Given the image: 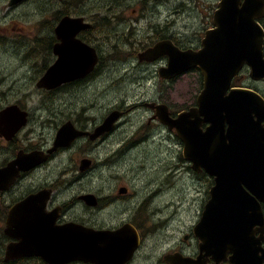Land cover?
Returning <instances> with one entry per match:
<instances>
[{
  "label": "flooded vegetation",
  "instance_id": "obj_1",
  "mask_svg": "<svg viewBox=\"0 0 264 264\" xmlns=\"http://www.w3.org/2000/svg\"><path fill=\"white\" fill-rule=\"evenodd\" d=\"M29 1L24 0L10 8L18 10ZM189 1L186 0V3ZM202 1H205L206 5L202 4V8H199L198 20L204 19L205 23H200V26L196 27V42L192 45L181 43L182 28L178 21L182 20L183 16V0H131L130 4L125 5L122 2L111 6V3L106 5L105 9L102 0H49L51 10L42 15L44 17L42 19L38 16L31 18L28 27L23 24L19 29L0 26V31L7 29L6 34L0 36V43L5 50L9 36L22 37L25 34H28V42L24 41L16 49L14 44L13 50L25 47L31 53L34 50L38 51V41L46 43L48 50V58L43 62L33 59L20 60V67H23L20 78L36 88L40 96L32 95V92L27 93L26 90L21 98L17 97L0 104V113L10 106L17 105L15 111L19 116L26 114L25 125L17 130L14 127L10 128L7 116L0 121V170L9 167L19 155L27 159L33 156L38 158L37 163L29 169L0 173V264L25 262L52 264L47 261L51 257L49 254L57 255L55 251L59 249L62 255L64 248L70 250L71 243H63L67 239L65 236L55 246H50L45 241L54 237L56 232H59L56 237L60 236L65 230L68 231L69 236L73 235L74 239L83 237L88 231L120 233L132 229L136 234L126 244L118 243L117 247L123 249L119 253V258L112 259L113 256L98 258L96 245L91 242L86 244V239L80 244L71 245V247L79 246L80 251H83L82 258L63 264L99 262L189 264L188 262L197 260L204 254L205 264H237L242 259V255L245 256L242 250L234 252V249L240 248L235 243H227L222 248L215 245L217 248L215 255L202 249L204 236L210 237L214 243V236L208 234V229L200 228L199 224L206 205L214 199L216 177L203 168L195 169L191 162L184 159L182 151L180 156L173 155L172 158H165L159 162L158 167L154 169L157 178L153 185H137L133 176L126 172L129 185L119 186L115 193L82 190L80 187L81 194L73 197L72 202H68V192L74 189L77 181L82 180V176H87L95 166L109 163L114 157L115 154L96 160L92 154L121 131L123 125L128 123L132 125L130 132L124 134L126 139L122 143L123 152L134 150L135 146L145 138L152 137L153 142L162 143L164 132L169 130V125L159 116L164 111L163 107L168 108L172 118H177L183 110L198 106L199 93L195 96L193 104L180 109L174 106L173 103L181 97L177 96L175 89L177 82L172 89L171 86L182 75L171 78L161 75V69L168 65L169 53L152 60L140 58V54L160 42H163L165 47L172 44L182 49H199L205 31L215 27V14L221 0ZM87 2L90 6L86 4ZM74 7L78 9H72ZM35 13L38 14L37 11ZM66 16L82 19V27L76 36L68 39L79 41L85 46L88 49L87 58H83V53L73 49L67 52L69 58L59 61L60 54L55 51V47L61 43V38L58 37L56 28ZM261 19V23L264 24V18ZM39 34L46 36L39 39ZM23 61L25 64L22 65ZM118 67L142 72L134 77L153 82L154 89H146L143 85L140 92H134L142 94L141 97H135L137 100H132L133 98L123 91L121 93L126 97L122 99L128 97L129 101L117 102L104 112L98 113L96 109L97 106L101 107L103 94L100 83L104 77L118 74ZM47 72L50 73L49 86L39 87L38 82ZM12 77L14 76L0 73V86H4L8 78ZM250 78L251 69L245 65L232 84L237 83L242 87V83ZM159 84H169V88L162 89ZM259 92L264 96L262 91ZM92 93L94 99L97 97L98 100L87 104L86 97ZM34 98L36 99L34 104H30L31 99ZM44 99L48 100L50 106ZM171 99L175 102H171ZM38 101H42L43 104L39 105ZM113 113L117 115L114 126L110 130L96 133ZM262 124L264 125V120ZM62 128H64V145L54 149ZM170 134L174 133L170 131ZM179 140L181 141L180 138ZM181 144L183 146L182 141ZM173 157L175 164L169 167L168 176L186 169L194 183L192 188L194 196L190 189L183 190L182 200L190 203L178 206L175 200H172L174 202L170 203V208L176 206V212L167 215L166 197L174 188L167 189L161 175L163 163L173 164ZM85 163H89L87 168L84 166ZM181 177L184 175L182 174ZM136 179L141 182L139 175ZM261 184L262 181L257 179H242L241 183L242 192L248 194L249 199L254 200V207L258 205L262 214L260 217L256 213L255 217L249 220L245 234L250 241L252 255L258 258L264 256V188H261ZM187 192H191L188 198H186ZM87 195L94 196L92 203L86 199ZM30 196L32 201L28 207L18 208V205ZM111 206L121 207V214L107 215V218H103L101 212ZM183 207L188 211L184 217ZM159 209L162 212L160 214ZM80 210L82 213L78 215L76 212ZM28 216L33 224L34 241L22 249L25 255L20 256L18 248L24 240L23 232L28 230L22 228V221ZM175 221L177 225L170 229V234L167 232L170 235L168 238L152 244L148 242L151 230L157 227L168 229ZM125 235L127 234H119V241H122ZM101 237V235L98 238L96 236V240ZM12 246L17 249L9 252ZM134 246L136 247L131 252ZM208 248L214 253V245ZM236 255H239L238 259ZM245 257H247L245 260H248L251 255ZM256 263L257 261L252 262V264Z\"/></svg>",
  "mask_w": 264,
  "mask_h": 264
},
{
  "label": "water",
  "instance_id": "obj_2",
  "mask_svg": "<svg viewBox=\"0 0 264 264\" xmlns=\"http://www.w3.org/2000/svg\"><path fill=\"white\" fill-rule=\"evenodd\" d=\"M23 0H10L13 6ZM239 0H223L221 8L216 12L215 22L217 28L208 31L203 40V48L199 51H180L169 45V49L163 42L142 52L140 58L152 60L163 53L171 56L167 71L171 75L182 73L191 68L198 67L204 77L203 88L198 97V107H192L188 111L179 114L176 119L169 117L168 108L163 107L161 120L176 127V131L185 141L184 155L194 163V168L204 167L207 172L216 176V185L213 192V201L209 202L204 210L200 228L214 230V243L210 237H203L202 249L215 255L216 246L222 248L227 243H235L240 246L234 252H245V256L252 255L250 241L245 235L250 212L256 211L252 201L245 199L241 183L243 180L257 179L262 181L264 188V97L259 92L249 88H231L232 79L239 73L241 67L248 64L252 70V78L264 79V28L258 19L264 17V0H247L239 7ZM81 18L64 17L56 28V33L63 45H57L55 51L60 54L59 61L69 58L67 52L77 49L87 58L88 49L79 41L69 40L74 38L82 27ZM78 44V45H76ZM161 74L166 75L165 69ZM50 73L47 72L38 82L39 87L49 86ZM18 106L13 105L0 113V121L7 116L10 128L19 129L26 123V114L19 116ZM201 116H204L202 118ZM117 120L116 113L108 117L96 133L110 130ZM210 122L207 130L201 128L203 122ZM64 145V128L59 131L55 142V148ZM36 156L29 159L19 155L18 159L1 172H15L26 170L37 163ZM85 168L89 163H85ZM199 167V168H198ZM93 195H87L88 202H93ZM31 198L26 199L18 208H27ZM23 222V223H22ZM22 228L24 240L20 245L19 255L25 253L22 249L32 244L33 224L31 218L25 217ZM54 233V237L45 241L50 246H55L61 238H69L72 244H80L87 239L96 245L98 258L113 256L116 259L122 248L118 243L126 244L131 237H135V231L129 229L120 233L110 231H88L83 237L74 239L68 231H63L60 236ZM119 234H127L119 241ZM102 236L96 240V236ZM56 238V239H54ZM64 243V242H63ZM58 254L54 258L49 257L48 262L59 264L71 259H81L83 251L79 246ZM214 245L213 250L208 246ZM216 245V246H215ZM136 246L131 251L133 252ZM17 249L10 247L9 252ZM49 256H52L49 254ZM205 254L189 264H205ZM242 255V260L247 257ZM237 259L239 255L235 256ZM57 261L58 259H61ZM248 258L247 264L251 261ZM240 261L237 264H241ZM97 264H109L99 262ZM243 264V263H242ZM262 264V262H261Z\"/></svg>",
  "mask_w": 264,
  "mask_h": 264
},
{
  "label": "rangeland",
  "instance_id": "obj_3",
  "mask_svg": "<svg viewBox=\"0 0 264 264\" xmlns=\"http://www.w3.org/2000/svg\"><path fill=\"white\" fill-rule=\"evenodd\" d=\"M214 1L216 2L217 0ZM122 2L123 5L130 4L131 0H102L104 9L106 5H110L111 3L112 6L113 4H121ZM183 2L182 20L178 21L179 25L182 28L181 43L192 45V43L196 42V27L200 26V23H205L204 19L198 20V13L199 8H202V4L206 5V2L202 0H190L187 3L186 0H183ZM86 4L90 6L89 2H87ZM10 7L12 6L9 5V0H0V26H9L11 28L15 27L16 29H19L21 27L20 25L22 24L25 27H28L31 18H35L38 16L39 19H42L44 18L42 17V15L51 10L49 0H45V2L44 0H30L27 4H25L18 10H11ZM72 9H78V7H74ZM36 11L38 12V14L35 13ZM16 22H18L19 24H16ZM6 32L7 29L4 31H0V36L5 35ZM45 36L46 34H39V39H43L45 38ZM24 41L28 42V34H25L22 37H16L14 35L9 36L5 44L6 50L3 48V44L0 43V73L14 76L12 78H8L4 86H0V104L5 101L14 100L17 97L21 98L26 90L27 93L32 92V95L38 94L40 96V93L37 92L38 90L36 88L31 86L23 78H20L23 72V67H20V60L33 59L37 60L38 62L47 60V46L46 43H39L38 41V51L34 50L31 53L25 47H22L18 50H13L14 44L16 49ZM23 64H25L24 61L22 62V65ZM5 70H8L9 72ZM108 70H110V68H108ZM137 73L142 72L132 70L131 68L128 69L124 67H118V74L104 77L102 82L100 83V88L101 90H103L102 104L101 107L97 106L96 112H104L109 106L117 102L121 103L124 101H129L128 97L122 99L123 97H126V95L133 98L132 100H137L135 99V97H141L140 95L142 94H135L134 92H140V89L143 85L146 86V89H154L153 82H146L142 81L141 78H135L134 76ZM175 83L177 96L181 98H179L176 103H173L174 106L180 109L181 107L193 104L196 98L195 96L200 92V89L202 88V79L200 73L198 71H191L189 73L183 74L178 78V80L173 82L171 89L173 88V85ZM242 84L253 87L254 89H257L258 91H262L264 93V81H254L250 78ZM159 87L162 89H168L169 84H159ZM123 91L126 92V95L121 93ZM94 100L97 101L98 99L97 97L94 99L93 93L91 95H87V104H90V102H93ZM35 101V98L34 100L31 99L30 104H34ZM44 101L48 102L47 99H44ZM170 101L175 102L174 99H171ZM38 103L39 105L43 104L42 101H38ZM48 105L50 106L49 102ZM33 122L34 120L32 121V123ZM131 126L132 125L129 123L123 125L121 131H118L112 138L109 139V141H107L106 143L104 142V145H102L99 149H96V151L92 154L96 160L100 157L101 159H104L105 156H110L113 154L115 155L112 159H110L109 163L101 166H95L91 169V172L87 176H82V180L77 181L74 184V189L68 192V202H72L73 197L79 196L81 194V189L96 190L102 193H108L112 191L113 193H115L116 189L119 186L129 185L128 175L126 174V172H128L129 175L133 176L137 185H153L157 178V174L154 169L158 167L159 162H162V160L165 158L170 159L173 155L174 157L181 155V151L183 150L181 141L179 140L177 135H171L169 130H166L164 132V136H162V143L153 142L152 137H150V139L145 138L141 141V143L135 146L134 150H126L123 152L121 149L122 143L126 139V136L124 134L130 132ZM174 157L173 164H169L166 162L163 163V173L161 172V179L165 181V187L167 189L174 188L172 192H168V197H166L167 205L165 208L167 209V215H172L174 212H176V206L170 208V203L174 202L172 200H175L178 206L181 204L188 205V203H190V201L187 203V201L182 200L181 194L183 190L188 189H190L193 194L192 188L194 187L193 180L191 179L190 174L186 171V169H183L181 173L177 171L175 174L168 176V172L170 171L169 167L174 166L175 164ZM145 170L146 172L144 173ZM182 174L184 175V177H181ZM138 175L141 182L136 179ZM189 194H191V192H187L186 198L189 197ZM121 209V207L111 206L104 209L101 212V215H104L103 218H107V215H120ZM159 210L158 213H162L161 210ZM187 212L188 211L183 207L182 216L184 217ZM76 213L78 215H81L82 210ZM176 225L177 223L175 221L168 227V229L157 227L151 230L149 232L151 236L148 238V242L152 244L168 238L170 236L168 234L171 233L170 229ZM23 264H33V262H25Z\"/></svg>",
  "mask_w": 264,
  "mask_h": 264
},
{
  "label": "bare ground",
  "instance_id": "obj_4",
  "mask_svg": "<svg viewBox=\"0 0 264 264\" xmlns=\"http://www.w3.org/2000/svg\"><path fill=\"white\" fill-rule=\"evenodd\" d=\"M222 1H223V0L220 1V3H219V8L216 10V12L221 8V2H222ZM241 1H242V3H243V2H246L247 0H239V3H238V4H239V7H240V8H242ZM215 15H216V14H215ZM262 18H264V17H262ZM258 20L260 21L261 18L258 19ZM260 23H261V22H260ZM261 25H262L263 28H264V24L261 23ZM217 27H218V26H217V24H216V22H215V27H214L213 29H207V30L205 31V35H204V37H203V39H202V42H201V47H200L199 49H197V50H195V49H182V48H180V47L177 46V45H175V46H176L177 49H179V50H183V51H191V50H193V51H199L200 49L203 48V40H204V38L206 37L207 32H208V31H211V30H214V29H216ZM147 50H148V49H147ZM145 51H146V50H145ZM165 54H166V53H165ZM27 64H28V63H27ZM60 64H61V63H60ZM199 72H200V71H199ZM181 75H183V74H181ZM160 105H161V104H160ZM146 106H147V105H146ZM169 108H170V107H169ZM162 111H163V110H162ZM183 111H184V110H183ZM120 113H121V112H120ZM170 114H171V113H170ZM156 116H158V115H156ZM159 116H160V115H159ZM84 134H85V133H84ZM31 155H32V154H31ZM96 204H97V203H96ZM45 232H46V231H45ZM42 242H43V241H42ZM63 242H64V243H70V242H69V238L65 239V241H63ZM58 243H59V242H58ZM63 250L66 251V250H69V249L64 248ZM55 252L58 253V254L61 253V251H60L59 249L56 250ZM131 252H132V251H131ZM58 254H57V255H58ZM55 256H56V255L53 254L51 257L54 258ZM121 257H122V256H121ZM121 257H120V258H121ZM126 257H127V256H126ZM118 258H119V257H118ZM46 259H47V258H46ZM123 259H124V258H123ZM121 260H122V259H121Z\"/></svg>",
  "mask_w": 264,
  "mask_h": 264
}]
</instances>
